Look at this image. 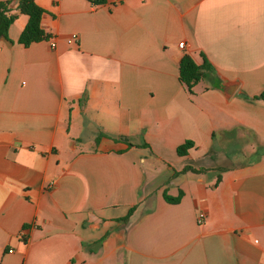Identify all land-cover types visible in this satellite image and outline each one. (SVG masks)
Segmentation results:
<instances>
[{
  "label": "crops",
  "instance_id": "crops-1",
  "mask_svg": "<svg viewBox=\"0 0 264 264\" xmlns=\"http://www.w3.org/2000/svg\"><path fill=\"white\" fill-rule=\"evenodd\" d=\"M37 2L50 39L0 38V264H264V0Z\"/></svg>",
  "mask_w": 264,
  "mask_h": 264
},
{
  "label": "trees",
  "instance_id": "trees-1",
  "mask_svg": "<svg viewBox=\"0 0 264 264\" xmlns=\"http://www.w3.org/2000/svg\"><path fill=\"white\" fill-rule=\"evenodd\" d=\"M92 1L100 3L105 0ZM44 12L45 9L38 4L37 0H0V38H9L8 32L10 26L15 22L19 14H26L29 17L28 23L20 35V43L25 46H30L34 42L49 38L51 36L50 33L42 26ZM10 41L12 40L10 39ZM202 56L203 62L201 64H198L190 54H184L180 60V80L189 92H193L194 86L211 70L208 59L203 53ZM252 98L264 101V90ZM192 146L193 143L188 141L178 147V153L181 155L187 154L188 149ZM204 170L202 168L195 169L192 166H186L181 172L193 171L195 173H202ZM165 198L172 203H178L181 200V196L172 197L167 193L165 194ZM134 211L135 207L130 210L129 214L123 220L127 222Z\"/></svg>",
  "mask_w": 264,
  "mask_h": 264
},
{
  "label": "built area",
  "instance_id": "built-area-1",
  "mask_svg": "<svg viewBox=\"0 0 264 264\" xmlns=\"http://www.w3.org/2000/svg\"><path fill=\"white\" fill-rule=\"evenodd\" d=\"M77 38H78V36H77L76 34H74V35H72V37L69 39V41L71 42V41H73V40H76ZM47 39H50V37L47 38ZM52 45H55L54 40H52ZM185 45H186L185 41H181V42L179 43V46H180L181 48L185 47ZM206 218H207V213H206L205 211H201V212L198 214V223H199V224H203V223L206 221ZM10 252H12V250H10Z\"/></svg>",
  "mask_w": 264,
  "mask_h": 264
},
{
  "label": "water",
  "instance_id": "water-1",
  "mask_svg": "<svg viewBox=\"0 0 264 264\" xmlns=\"http://www.w3.org/2000/svg\"><path fill=\"white\" fill-rule=\"evenodd\" d=\"M218 87L221 88L220 85H218ZM236 87H237V83H232V82L225 83V86L222 85V89L227 96H230L234 92Z\"/></svg>",
  "mask_w": 264,
  "mask_h": 264
}]
</instances>
